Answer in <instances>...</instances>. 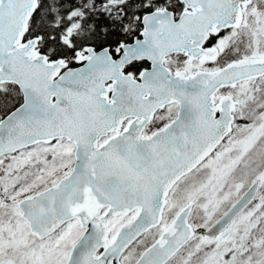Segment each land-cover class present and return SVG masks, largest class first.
I'll return each instance as SVG.
<instances>
[{
	"label": "snow or ice",
	"instance_id": "6c2138e0",
	"mask_svg": "<svg viewBox=\"0 0 264 264\" xmlns=\"http://www.w3.org/2000/svg\"><path fill=\"white\" fill-rule=\"evenodd\" d=\"M0 264H264V0H0Z\"/></svg>",
	"mask_w": 264,
	"mask_h": 264
}]
</instances>
